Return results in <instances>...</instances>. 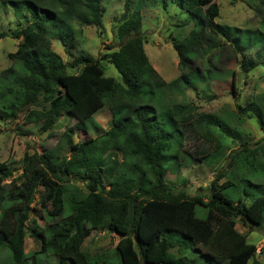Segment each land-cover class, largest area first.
<instances>
[{"label":"trees","instance_id":"trees-1","mask_svg":"<svg viewBox=\"0 0 264 264\" xmlns=\"http://www.w3.org/2000/svg\"><path fill=\"white\" fill-rule=\"evenodd\" d=\"M177 2L195 19L196 27L182 37H171L178 74L167 81L144 50L140 0H124L116 48L99 57L80 51L69 61L53 49L52 38L73 46L70 37L79 32L74 22L100 24L101 0H0L14 14L26 11L32 18L21 28L0 31V39H18L16 49L7 53L14 66L0 71V121L22 114L23 124L46 131L64 117L75 119V128L84 134L89 127L96 131L89 139L74 142L73 128L64 130L68 149L64 155L52 149L26 150L16 176L0 160V248L9 253L12 264L29 259L40 264L45 253L56 256V264H93L82 244L94 229L117 234L113 250L120 264H190L184 254L192 246L207 256L209 264H247L251 258L258 264L257 246L247 241V235L264 225V194L250 202L226 196L222 189L232 180H218L227 172L211 181L207 195H191L168 184L167 173L177 174L183 156L215 166L226 156L224 132L238 134L226 117L198 112L194 103L171 95L185 96V89L205 80L192 60L213 49L222 52L220 38L229 39L242 55L250 45L233 37L238 27L215 21L219 13L215 0ZM255 8L264 11L261 5ZM252 45L260 48L256 58L242 57L244 71L264 59V44ZM102 60L115 66L120 80L104 74ZM231 75L236 86L233 70ZM252 104L264 129V92L253 97ZM104 106L110 112L107 128L93 117ZM241 145L228 157V171L254 167L242 162L237 166L235 160L245 156L256 161L263 154L264 138L255 146ZM8 177H12L8 187L2 186ZM34 202L50 218L61 217L65 210L68 214L58 224L40 228L30 218ZM198 205L206 209L204 215L197 214ZM238 220L247 225L246 232L237 229ZM27 234L39 239V249L25 251Z\"/></svg>","mask_w":264,"mask_h":264},{"label":"rangeland","instance_id":"rangeland-1","mask_svg":"<svg viewBox=\"0 0 264 264\" xmlns=\"http://www.w3.org/2000/svg\"><path fill=\"white\" fill-rule=\"evenodd\" d=\"M101 1L103 15L100 24L81 25L74 22L73 26L79 29V32L70 37V40L74 42L73 46L68 43L64 46L61 41L55 37L52 38L53 49L65 61L71 60L72 56L80 51L89 53L93 57H99L118 45L119 41L115 36V31L117 19L123 11L124 0ZM215 1L219 5V13L215 21L223 25L238 27V31H233V37L237 36L238 41L243 45L246 43L250 45L244 49L242 55V52L234 49L233 44L228 43L229 39L220 38V43H224L222 52H220L221 49L219 51L213 49L205 54L200 53L192 60L193 67L205 75V80L198 82L195 87L185 89V96H182V92H175L171 96L179 100L186 98L197 106L198 112H211L226 117L229 125L234 129L237 128L238 134L224 132L227 144L226 156L219 164L209 166L185 155L181 159L182 165L177 174L168 172L166 176L168 184L176 190L183 189L191 195H207L211 181L217 178L219 173L227 172L224 176L220 175L218 182L231 178L232 184L223 188L222 192L233 199L237 200L241 197L246 202H250L256 195L264 194V167L257 165L264 164V151L256 161L252 159L247 161L245 156H239L235 160L237 166H240L241 162L244 165L253 163L254 167L249 168L243 166L228 171L231 168L228 166L231 162L228 157L242 147L241 143L255 146L258 140L264 138V129L258 123L252 104V98L257 97L260 92H264V59H261L262 64H258L249 71H244L241 66L242 57L256 58V54H258L260 47L252 44L257 42L264 44V11L258 13L255 8V6L261 5L263 9L264 0ZM136 2L137 0H135ZM140 4L144 50L160 75L169 81L178 74V59L171 43V37L184 36L191 28L196 27V21L186 11L185 6L177 0H140ZM23 13L25 15H16L9 6L0 5V31H11L17 27L25 26L32 18L26 11ZM17 43L18 39L10 36L0 39V71L10 65L14 66L15 63L8 58L7 53L14 51ZM215 53L216 58L214 57ZM101 64L105 75L120 80V75L111 62L102 60ZM225 70H228L229 73ZM232 70L235 72L236 86L232 84ZM233 86L235 92L232 91ZM238 104L241 105L240 109ZM21 115L16 120L0 121V160L9 165L13 176L21 172L22 157L26 150L31 153L34 150L40 152L52 149L56 150L59 155L68 153L61 135L64 130L73 128L74 142L89 139L90 136L96 134L92 127H89L88 133L84 134L82 130L75 128V119L64 117L60 118L53 128L39 131L34 124H23ZM94 119L100 126L107 128L110 120V112L107 107L99 109L94 114ZM187 145L191 146V142H188ZM212 146L213 144H211ZM11 178L4 179L2 186L8 187ZM33 206L30 218H35L40 228L54 226L60 222L61 217L68 214V211L65 210L61 217L50 218L36 202L33 203ZM197 209L198 215H204L206 212V209L200 205ZM236 227L240 231H247V225H243L239 220ZM117 238V234L109 230L94 229L85 237L82 248L88 251L93 264H120L119 257L116 255L115 249L113 250ZM247 241L256 244L255 258L258 264H264V225L253 229L247 235ZM39 247V239H34L27 234L25 251L30 252L39 249ZM98 251L104 252L103 255H95V252ZM184 256L194 262L190 261V264H209L207 256L202 254L198 247H187ZM39 262L40 264H56L57 257L51 253H45L41 255ZM0 264H12L9 253L1 248ZM25 264L35 263L29 259ZM247 264H253L252 258L248 260Z\"/></svg>","mask_w":264,"mask_h":264},{"label":"crops","instance_id":"crops-1","mask_svg":"<svg viewBox=\"0 0 264 264\" xmlns=\"http://www.w3.org/2000/svg\"><path fill=\"white\" fill-rule=\"evenodd\" d=\"M142 12V11H141ZM94 117V116H93Z\"/></svg>","mask_w":264,"mask_h":264}]
</instances>
